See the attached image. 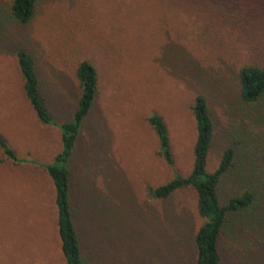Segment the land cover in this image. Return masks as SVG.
<instances>
[{
	"label": "rangeland",
	"instance_id": "obj_1",
	"mask_svg": "<svg viewBox=\"0 0 264 264\" xmlns=\"http://www.w3.org/2000/svg\"><path fill=\"white\" fill-rule=\"evenodd\" d=\"M10 3L0 0V132L8 130L14 148L37 138L39 150L50 149L51 141L62 145L59 129L38 125L25 96L20 49L36 60L42 97L58 123L76 109L79 64L89 61L98 72V96L69 164L86 264H195L194 238L203 223L197 195L187 188L166 201L149 196L148 188L166 184L174 171L158 155L148 118L164 117L175 170L186 177L199 94L215 122L208 170L218 168L226 149H236L222 202L248 186L259 194L252 213L230 217L221 236L223 264H264V126L252 121L238 86L244 65L264 67V0H39L27 25L11 18ZM6 158L0 163V264H66L60 239L58 253L53 182L49 205L48 196L42 201L43 181L21 167L40 166L38 158L18 157V165ZM246 171L249 178L241 175Z\"/></svg>",
	"mask_w": 264,
	"mask_h": 264
},
{
	"label": "trees",
	"instance_id": "obj_2",
	"mask_svg": "<svg viewBox=\"0 0 264 264\" xmlns=\"http://www.w3.org/2000/svg\"><path fill=\"white\" fill-rule=\"evenodd\" d=\"M39 0H11L8 6L11 18L18 24L27 25L34 17ZM18 68L23 79L25 96L34 111L37 121L45 126H54L61 133V151L52 163L42 165L55 187V204L58 210V232L62 255L66 264H86L83 248L74 223V209L71 205V176L69 164L74 154L84 120L89 115L99 92V78L95 66L82 61L76 72L80 89L77 106L71 120L58 123L51 115L40 89V78L34 57L25 49L17 53ZM239 97L252 109V121L264 126V67L256 64L244 65L238 72ZM254 107V108H253ZM197 127L194 145V162L191 173L184 177L175 170L170 133L164 117L152 114L148 122L159 140L158 155L173 169L174 177L164 185L149 187V196L155 200H169L176 192L192 188L197 195V212L203 220L195 234V264H223L221 236L229 219L238 213H252L259 203V194L254 186H248L231 196L226 203L221 200L223 178L234 166L236 149H226L218 168L208 170L209 155L215 137V122L211 117L206 96L199 94L192 106ZM0 149L4 154L18 161L15 151L0 135ZM250 177V171L243 172ZM264 217V216H263ZM260 218V217H259Z\"/></svg>",
	"mask_w": 264,
	"mask_h": 264
},
{
	"label": "crops",
	"instance_id": "obj_3",
	"mask_svg": "<svg viewBox=\"0 0 264 264\" xmlns=\"http://www.w3.org/2000/svg\"><path fill=\"white\" fill-rule=\"evenodd\" d=\"M28 112V110H27ZM38 125H41V126H45V125H42L40 122H38ZM60 130H59V135H60ZM0 135L2 137H4V139L7 141V143L9 144V146L15 151L16 153V156L17 158L18 157H21L23 159H27V160H33L34 158H38V164H40V166L36 165V164H26L25 166H21V167H24V168H28L27 170L29 171L28 172V175L31 176L33 179H37L39 181H43V189L42 190V201L44 200V198L46 196H48V203L49 205H52V201H51V197H49V193L52 189V180L51 178L48 176L46 170L42 167V165H47V164H50L53 162V160L55 159V157L58 155V153H60L61 151V147H60V143L58 142H55V145H51L52 144V141H51V144H50V149H45V150H39V148H43V146H40V140L37 138L36 141H34V144H32V142L30 144H32L35 149H32L29 151V148L28 146L30 147V144L27 145L28 142H24V145H22V142H20V144H17L18 147H13L15 143V138H11L9 137V132L8 130H6L5 132V135L4 133H1L0 132ZM59 138V137H58ZM41 139H42V142L44 140L43 138V135L41 134ZM19 138H17V141L19 142ZM49 141V139H46ZM43 145V144H42ZM4 158V161L2 160L0 163L3 164V163H6L7 161V158H6V155L4 154V152L0 149V158ZM32 158V159H31ZM10 159V158H9ZM13 163V165H18L17 162L18 161H14L12 159H10ZM19 160V158H18ZM30 165H33V167ZM16 167H19V166H16ZM45 179H48V183H49V186H48V189L46 190L45 188ZM72 191L70 192V200H71V205H72V208H73V198H72ZM47 203V202H46ZM54 209V208H53ZM74 223H75V227H76V230L78 232V227H77V223H76V220H75V216H74ZM58 233V235H57ZM57 233H56V228H55V234L57 236V242H58V253L60 251V237H59V232L57 230ZM78 235H79V232H78ZM80 238V237H79Z\"/></svg>",
	"mask_w": 264,
	"mask_h": 264
}]
</instances>
